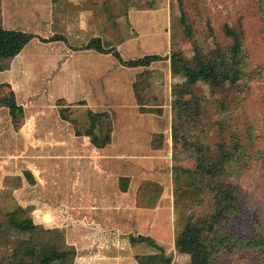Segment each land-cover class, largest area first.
<instances>
[{
  "label": "rangeland",
  "instance_id": "374dc122",
  "mask_svg": "<svg viewBox=\"0 0 264 264\" xmlns=\"http://www.w3.org/2000/svg\"><path fill=\"white\" fill-rule=\"evenodd\" d=\"M182 2L204 51L215 41L230 43L222 35L224 23L240 25L248 69L254 72L239 83L232 107L208 119L225 128L207 121L202 132L183 127L180 134L187 135V141L173 140L179 126L172 111V87L181 78L170 70V55L193 54L180 23L179 0H1L4 26L37 34L42 42L40 47L26 45L22 56L28 61L22 59L27 64L22 70L0 74L3 264L12 259L13 250L22 256L32 244L65 253L51 264H136L134 255L151 249L144 243L131 245L129 235H148L162 244L172 264H190L177 253L174 238L189 216L208 210L210 201L205 195L192 205L193 197L186 192L188 177L179 178L178 173L176 179L174 167L193 169L196 144L213 147L231 133L238 134L244 154L228 165L239 208L227 228L243 240L264 239V14L254 0ZM52 37L56 39L41 41ZM93 37L125 60L154 53L162 59L145 68H129L112 52L85 49ZM8 60L0 59V65ZM135 80L140 96L150 106L159 105L160 114L139 111ZM232 87L220 86L211 96L201 84L197 93L223 98L225 89ZM10 91L23 111L15 122L8 119L3 100ZM63 105L81 132L87 126L88 108L106 111L112 121L111 143L96 149L88 137L76 136L73 124L60 115ZM152 139L162 141V146L153 148ZM26 169L33 182L24 176ZM121 176L128 178L126 192L119 190ZM179 185L184 190L180 195ZM19 206L25 208L20 216L31 218L36 227L19 232L9 226L8 214ZM234 242L223 252L224 264H264V246L245 248ZM105 253H117V258L107 260L101 256Z\"/></svg>",
  "mask_w": 264,
  "mask_h": 264
},
{
  "label": "trees",
  "instance_id": "16d2710c",
  "mask_svg": "<svg viewBox=\"0 0 264 264\" xmlns=\"http://www.w3.org/2000/svg\"><path fill=\"white\" fill-rule=\"evenodd\" d=\"M257 11L264 14V0H254ZM181 10L180 23L183 26L186 36L188 37L192 56L185 57L182 53L173 52L170 55V70L174 75H179L181 81L174 84L172 111L175 122H178L179 135H176L177 128L173 124V140L177 141L178 137L188 140V136L180 134L181 129H189L193 126L204 131V122H209L212 114H218L228 111L235 99L234 92L238 90L239 83L249 77H253L254 72L248 69V56L242 47V29L240 25L232 26L224 23L222 26V35L230 39L229 44L222 45L215 41L213 47L204 51L198 41L195 39L196 30L189 20L188 12L182 0H179ZM209 35L213 33V28L208 26ZM211 33V34H210ZM37 37L31 32L8 29L3 24L1 14L0 0V59L12 57L18 54L31 39ZM55 40V37L48 38ZM42 38L44 41H48ZM85 49H94L101 53L112 52L115 58L124 66L129 68L148 67L152 62L161 58L159 54H146L140 57L123 59L116 49L105 50L99 37L91 38L84 46ZM7 64L0 65V71L6 68ZM264 69V66H263ZM148 72H145V74ZM144 73H140L142 77ZM206 85L209 88L211 96L215 94L218 87H224L227 84H233L232 88L224 91L223 98L208 99L197 93V86ZM138 81L132 84L134 97L139 105V111L152 112L160 114L159 105L150 106L140 96L141 87ZM4 106L9 114L10 122H15L19 113H22V107L16 102L15 96L10 91V96L5 97ZM60 109L62 119L73 124L74 134L76 136H87L90 144L96 149H103L111 143L112 121L106 111L95 112L88 108L85 112L87 117V126L81 132L76 126L74 120L70 119L67 112L69 111L63 105ZM68 108V107H67ZM213 109V112L211 111ZM15 124V123H14ZM189 124V125H188ZM212 127L220 130L225 128L224 124L218 121L210 123ZM189 130L187 133H193ZM160 138L163 136L158 135ZM159 142L155 144V142ZM151 146L159 148L162 141L152 139ZM195 166L193 169H185L181 166H175L177 170L176 179L181 174L188 177L187 190L188 198H192L191 204L201 203L205 195H209V205L206 212L191 215L188 217L182 229L174 238V247L179 255L187 257L190 264H224L223 252L227 245L232 241L241 247L263 248L264 239L248 238L243 240L241 236L233 232L227 225L232 214L238 211L239 204L237 200L236 186L229 181L228 165L244 154L243 146L236 133L222 137L213 147L205 144H196L194 147ZM24 176L31 182L34 181L30 170L23 171ZM128 189V178L121 176L119 178V190L126 192ZM184 190L179 185V195ZM202 196V197H201ZM25 213V208L19 206L8 214L9 226L17 231H29L36 227L31 218L22 217L20 214ZM6 231L0 222V238ZM131 245L144 243L151 252L136 253L134 260L136 264H172V258L168 255L162 244L148 235H129ZM65 257L64 252H58L55 248H42L37 244H32L25 248L23 255L19 250H13V257L6 264H51ZM0 264H3L0 261Z\"/></svg>",
  "mask_w": 264,
  "mask_h": 264
},
{
  "label": "crops",
  "instance_id": "0c3cea01",
  "mask_svg": "<svg viewBox=\"0 0 264 264\" xmlns=\"http://www.w3.org/2000/svg\"><path fill=\"white\" fill-rule=\"evenodd\" d=\"M3 24H5L4 23V20H3ZM11 29V28H10ZM17 30H20V29H17ZM37 35V34H36ZM39 37H35V38H33V39H31V41H29V43L31 42V43H34V45H36L35 47H38L39 46V44L40 43H42V42H39ZM46 39H48V38H46ZM41 41H43L44 43H48L47 41H44V40H42L41 39ZM48 41H50V40H48ZM28 43V44H29ZM27 44V45H28ZM40 47V46H39ZM25 48H26V46L18 53V54H16L15 56H12V57H5L6 59H9L8 61H7V67L6 68H4V69H2L3 71H0V74H1V72L2 73H4V72H8L9 70H14V69H16V70H22L23 69V66L25 67V64H26V62L25 61H28L27 60V58L26 57H24V56H22V52H24V50H25ZM35 57V58H34ZM33 57V59L32 60H34L35 61V63L37 62V57L36 56H34ZM5 58H3L2 60H4ZM22 59H24L25 61H23ZM24 62V63H23ZM27 65V64H26ZM30 67V69H31V66H29ZM37 67V66H36ZM5 81H8L7 79H5ZM0 83H3L2 81H0ZM14 133H18V130H15L14 131ZM87 137V136H86ZM113 252V251H112ZM97 255H98V253H97ZM97 255H96V257H97ZM117 255V253H115V256ZM101 256H103V257H106V259L107 260H110V259H112V258H117V256L115 257L114 256V253H111V254H108V253H105V255H101ZM135 261V260H134ZM135 263V262H134Z\"/></svg>",
  "mask_w": 264,
  "mask_h": 264
}]
</instances>
